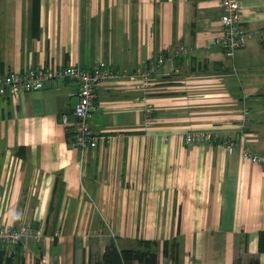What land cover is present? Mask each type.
Wrapping results in <instances>:
<instances>
[{
    "label": "crops",
    "instance_id": "1",
    "mask_svg": "<svg viewBox=\"0 0 264 264\" xmlns=\"http://www.w3.org/2000/svg\"><path fill=\"white\" fill-rule=\"evenodd\" d=\"M221 14L215 0H0V75L103 62L122 74L97 86L94 149L60 120L75 81L0 90V226L42 232L0 245L1 264H94L111 239L155 241L157 264H264V170L243 155L264 157V0H241L254 33L232 56L215 42ZM160 53L142 86L131 71ZM197 131L218 140L186 142Z\"/></svg>",
    "mask_w": 264,
    "mask_h": 264
},
{
    "label": "built area",
    "instance_id": "2",
    "mask_svg": "<svg viewBox=\"0 0 264 264\" xmlns=\"http://www.w3.org/2000/svg\"><path fill=\"white\" fill-rule=\"evenodd\" d=\"M222 7L220 16L221 31L215 42L223 49L226 56H232L233 52L243 47L254 32L243 25L240 15L241 0H215ZM257 34L264 39V27L257 30ZM166 57L163 54L151 56L142 67H136L130 75L137 77L142 86H147L154 73L164 64ZM122 74L107 64L94 65L90 70H84L78 66H52L34 67L28 66L20 71H12L0 75V90L7 91L12 96H17L23 91L36 90L45 87L55 79H67L76 82L77 102L70 115L62 114L61 122L71 133V144L75 148L94 149L99 138L106 137L104 134H96L91 130L89 118L96 108V89L104 80L118 79ZM146 113L149 116L151 109L148 106ZM247 108L243 109V127L247 122ZM150 122V119H148ZM205 139L217 141L218 135L211 132H188L185 134L186 142H200ZM224 144L228 151L232 150L234 143L225 140ZM243 155L251 161L260 164L264 170V157L253 153L248 149ZM27 238L39 241L42 238L40 229L27 224L18 226H0V245L3 247L15 246Z\"/></svg>",
    "mask_w": 264,
    "mask_h": 264
},
{
    "label": "trees",
    "instance_id": "3",
    "mask_svg": "<svg viewBox=\"0 0 264 264\" xmlns=\"http://www.w3.org/2000/svg\"><path fill=\"white\" fill-rule=\"evenodd\" d=\"M69 131V130H68ZM70 133V131H69ZM69 140L71 142V133L68 134ZM168 243H174V241H163L164 251H166L165 246ZM264 245V234L261 235L260 248L263 249ZM137 248H123L119 249L116 243L111 239L104 250L102 259L96 261L94 264H131L132 260H137L141 264H157V253L155 247L157 243L155 241H139ZM3 254V253H2ZM1 254V255H2ZM0 255V264L2 262V256ZM4 264H9V257L5 258ZM255 264L257 261L255 260Z\"/></svg>",
    "mask_w": 264,
    "mask_h": 264
}]
</instances>
